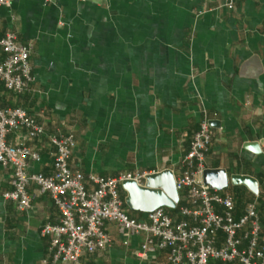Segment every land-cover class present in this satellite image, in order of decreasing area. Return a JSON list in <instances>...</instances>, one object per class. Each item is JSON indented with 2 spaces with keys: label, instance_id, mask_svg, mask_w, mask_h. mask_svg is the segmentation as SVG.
<instances>
[{
  "label": "crops",
  "instance_id": "obj_1",
  "mask_svg": "<svg viewBox=\"0 0 264 264\" xmlns=\"http://www.w3.org/2000/svg\"><path fill=\"white\" fill-rule=\"evenodd\" d=\"M10 32L31 46L34 82L24 95L0 85V108H22L45 129L36 141L9 137L41 156L31 172L53 174L49 137L61 133L73 135L70 166L84 175L171 171L177 180L207 114L206 170L255 179L257 195L231 183L220 193L232 197L235 220L256 202L264 226V0H234L233 7L226 0H10L0 8V35ZM11 177L0 166V264H53L41 232L58 224V209L31 185V208L20 212L3 197ZM156 192L157 209L183 220L187 191L177 204ZM120 197L132 219L146 221L155 210L150 193L123 185ZM106 229L112 246L78 264H168L167 251L136 257L144 238H124L111 223Z\"/></svg>",
  "mask_w": 264,
  "mask_h": 264
},
{
  "label": "built area",
  "instance_id": "obj_2",
  "mask_svg": "<svg viewBox=\"0 0 264 264\" xmlns=\"http://www.w3.org/2000/svg\"><path fill=\"white\" fill-rule=\"evenodd\" d=\"M233 5L234 0H226L227 7ZM9 6L10 0H0V8ZM0 52L5 56L0 60V85L16 95L29 92L34 82L31 46L19 44L16 34L10 32L0 35ZM19 134L28 141L46 135L44 127L26 110L0 108V166L12 173V190L3 197L25 212L31 208V185L36 186L39 194L50 196L60 219L56 225L45 226L41 235L50 238L53 264H78L84 256L109 249L113 239L106 229L107 223L116 225L124 238H144L136 252L140 259L167 251L168 264H264V226L257 203L249 204L244 216L235 220L232 197L203 183L212 141L207 114L183 160L185 170L175 180L179 192L187 191L191 205L180 209L181 221L163 209L149 213L146 221L132 219L125 211L120 187L127 182L143 186L152 173L141 171L117 178L84 175L70 166L75 147L73 135L61 133L49 137L56 149L53 174L33 173L30 165L39 163L41 156L22 142H9L11 135ZM217 206L222 208V214L217 212ZM220 234L224 237L222 242Z\"/></svg>",
  "mask_w": 264,
  "mask_h": 264
},
{
  "label": "water",
  "instance_id": "obj_3",
  "mask_svg": "<svg viewBox=\"0 0 264 264\" xmlns=\"http://www.w3.org/2000/svg\"><path fill=\"white\" fill-rule=\"evenodd\" d=\"M211 1L219 2L224 0ZM248 146L254 151H257L258 147L256 146V144H248ZM203 183L211 190L217 192L225 191L226 189H228L229 184L231 183L234 186H246L253 194H258V182L255 179L248 176L238 175L229 177L227 171L223 169L206 170L203 174ZM124 186H126L133 192L140 193L141 196L145 193L152 194L153 197L151 198V201L152 203L154 202L153 207L155 210L161 205V201L156 197V195H159L156 192V189L162 190V194H165L175 204L179 202V191L176 187V181L171 171H163L147 177L146 189H140L135 183L132 182H127L124 184Z\"/></svg>",
  "mask_w": 264,
  "mask_h": 264
}]
</instances>
